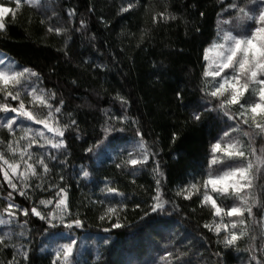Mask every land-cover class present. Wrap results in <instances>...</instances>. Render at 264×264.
Wrapping results in <instances>:
<instances>
[{
    "label": "trees",
    "instance_id": "trees-1",
    "mask_svg": "<svg viewBox=\"0 0 264 264\" xmlns=\"http://www.w3.org/2000/svg\"><path fill=\"white\" fill-rule=\"evenodd\" d=\"M0 4V54L31 73L0 87V264H264V170L247 203L209 188L263 148L258 99L227 105L206 73L264 0Z\"/></svg>",
    "mask_w": 264,
    "mask_h": 264
},
{
    "label": "rangeland",
    "instance_id": "rangeland-1",
    "mask_svg": "<svg viewBox=\"0 0 264 264\" xmlns=\"http://www.w3.org/2000/svg\"><path fill=\"white\" fill-rule=\"evenodd\" d=\"M4 2H31L39 3L42 0H3ZM45 10H48L45 9ZM246 12V11H245ZM10 13V8L0 4V29L3 25L4 18ZM247 13V12H246ZM245 13V19L248 22L252 15ZM262 18V19H261ZM260 25L253 29L250 34H245L243 37L234 35L231 32L222 30V33L214 45L206 51V73L209 77L215 80L213 85L215 92L221 95V98H226L228 101L236 102L240 99V95L245 93L247 87L250 86L258 100H255L253 106L251 105L248 113V118L256 120L257 117L263 116L258 123L264 122V15L259 18ZM31 73L19 68L13 61L6 56L0 54V87L14 88L22 87L21 81L24 76H30ZM248 85V86H247ZM8 89V90H11ZM30 95L33 101L42 102L43 99H38L41 93L35 92L34 88L30 89ZM36 93V94H34ZM228 105V104H227ZM16 113L26 118L31 119V116L19 107L15 110ZM17 114L11 116L10 123L17 120ZM254 124L253 131L264 130V124L257 126ZM256 128V129H255ZM53 132L52 129H49ZM260 134V133H258ZM240 147L235 144L226 143L215 148L216 158L215 162H219L226 157H234V154H240ZM251 161L245 166L236 165L225 170L220 174H214L209 179V188L216 192H229L238 194L244 203L249 199L251 188L255 185L254 177L258 170H264V146H261L251 151ZM214 162V163H215ZM212 205L214 201L209 199ZM239 208H242L240 206ZM237 207V211L239 210ZM239 212V211H238ZM264 225V211L261 218ZM2 220L0 219V225ZM65 248L69 251V248Z\"/></svg>",
    "mask_w": 264,
    "mask_h": 264
}]
</instances>
